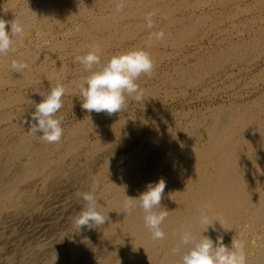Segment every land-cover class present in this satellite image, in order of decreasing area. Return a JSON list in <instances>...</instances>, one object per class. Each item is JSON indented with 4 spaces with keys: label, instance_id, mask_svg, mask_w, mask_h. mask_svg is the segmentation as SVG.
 Here are the masks:
<instances>
[{
    "label": "rangeland",
    "instance_id": "obj_1",
    "mask_svg": "<svg viewBox=\"0 0 264 264\" xmlns=\"http://www.w3.org/2000/svg\"><path fill=\"white\" fill-rule=\"evenodd\" d=\"M93 1L94 2L96 1V2L94 3ZM109 1L110 0H63V1L60 0V6L63 3L66 4L65 5L66 7L64 6V4L62 5L63 7H65L64 9L66 11L64 9H62L63 8L62 6H61L62 8L59 6L61 9L59 7L58 8L56 7L54 9V11H51V9H49L50 6L47 5V0H0V6H1L0 7V18H3L5 20L10 21L11 18L13 20V17L17 15V17L20 18L21 20L27 19L25 21V23L27 25L28 24H29V26L32 25L31 29L28 28V26L25 27V28H27L26 31H27L28 35H27L26 39L24 40V42L22 44L19 42H17L15 44L16 46L20 45L21 47L17 46V48L15 49L16 52L14 51V52L7 54L6 56H4L3 59H2V57H0L1 66L4 65L1 68V69H3V71L0 69V72H2L0 75V86H1L0 87V101H1V99H2V101H4L5 98L7 100V101L6 100L4 101L5 103L2 101L0 103V104L4 103V106L0 105V122H1L0 130L2 129V127L3 128L5 127L4 129L1 130L2 132L0 131L1 132L0 144H3L7 140H10V139H13V138L19 137V136H21V137H24V136L29 137L30 136L29 137L30 142L33 145L35 144V146L37 144L42 145L44 143L39 139L38 135L37 136H33V135L31 136L28 132L29 127H30V122H32L31 114H32V112L35 111V107H34L33 102H35V103L41 102L42 96L39 93L47 92L48 90H50L51 87L55 86L57 80H60L65 85L67 91H69V92L66 91V94L62 97L63 107L57 113L58 117H60V116L63 117L62 128L64 130L65 136H66L68 130L70 128H72L73 126H75L76 124L83 123L85 125L87 123L86 126H84V130H86L85 128H87V130L86 131L82 130L81 132H79L80 134L77 133L78 136L76 135L74 137V139H76L75 141H77L78 144L80 145V146L78 145L79 147L76 150H73L70 153H66L64 150V147H60L57 150L56 149L51 150L52 152H51L50 157L51 158L53 157L52 160L54 159L53 161L51 160L52 162H55V160L57 159L56 156H58L60 153H62L64 151L62 153L63 154L62 158L64 157V160L61 158L62 159L61 163H64L65 165L63 167V170L56 177H53V178L48 177L50 175V171L53 168L52 167L53 165H51L49 168H47L45 170V172H42L39 175V178L36 180L37 184L35 183V185L30 187V188L26 187L24 184V186L26 187L25 191H26L27 195L33 196L35 198V199H33L34 204H32V206H30L31 208L29 207L25 213L26 214L25 218L29 221H27L25 219L26 222L25 221L19 222L20 225H18V223L16 225H13V226L11 225L13 228L10 226L11 228L9 227L7 229V231L4 232L5 234L3 233L0 236V263L2 262L1 264H5V263L10 264V262L12 264H43V262L48 257L50 252H55L56 254H59L61 256L60 258H62V260L63 259L65 260V258L68 256V253H67L68 249H65L67 247V246H65L66 244L60 242V240L63 242H66L70 238V235H71L72 229H73V225L75 224V220L78 216V213L82 210L84 203H85L82 199L83 193L89 192L90 190L96 188L95 189V195L97 196L103 190V186H105L106 183H109V178H108L109 173H112L113 171H115V173H113L114 174L113 176H115L116 173L120 169L123 168V164L125 163V161H127L130 157L137 155L140 152H142L140 154H145L146 152H144V151L148 150V154H147L148 156H151V155L153 156V154H155V152L159 153V151L156 149H158L157 144L160 141L168 143V141H170V140L172 141V139H175L176 141L173 142L172 147L173 148L180 147L181 143L183 142L182 139L184 138V136L181 133H179L178 131H174L175 126L181 124L180 126L183 127L186 125L185 127L188 126V129L192 130L193 128L191 127L192 125L190 122L193 119H197L198 117L208 115L209 111L215 110L217 106H218V108H223V109H229V110L230 109L231 110L236 109V110H238L240 108H244V104L246 106L251 105L250 102H253L254 99H257V96L261 97L264 95V93H263L264 92V44H263L264 43V0L263 1L262 0H215V1L214 0L213 1L212 0H210V1L205 0V2H207V1L210 3L212 2L211 4L208 2H207V4H205V2L203 0L201 2V4L203 6H200V7H199V5H201V4H198V3H200V0L199 1L198 0H190V2H189V0H188V2L186 0L185 1L181 0L184 2H181L180 0H157V1L154 0L155 1L154 3H153V0H132L133 1L132 5H131V3H129V2H132L130 0H128L129 2L127 0H116V1L114 0L113 2H112V0L110 2ZM125 1L128 2L129 6L127 3H125ZM196 1H198V2L196 3ZM118 2H119V4H122V3L127 4L126 6L124 4H122L123 9H122V11H119V12L116 10ZM156 2H157V4H156ZM161 2H163V3L165 2L164 4H166V5H164ZM8 3H10V4L15 3V4L12 5V7H9L11 5ZM92 3H93V5H91ZM152 3L156 6L154 7L152 5ZM190 3L192 5L195 4L196 6L195 5L192 6ZM184 4L188 5L187 8H186V5L184 6ZM197 4H198V7H197ZM6 5H8V7ZM175 5H176V7H175ZM5 6L7 9H5ZM179 6H181V7H179ZM189 6H192L194 10L192 9V7H189ZM43 7L45 8V10ZM46 7H48V8L46 9ZM142 7H146V8H142ZM177 7H179L178 8L179 10L174 11V10H177ZM131 8L135 9V10L133 9L134 12L131 11L132 10ZM161 8H162V10H161ZM31 9H33L35 12H32L33 10H31ZM84 9L91 10V12L85 11ZM171 9H173V12L170 11ZM18 10L21 11V13H22L21 15H20V12ZM25 10H27V11H25ZM30 10H31V14H30ZM42 10H43V12L45 11L44 12L45 14L43 12H41ZM47 10H49L50 12ZM57 10H59V11H57ZM212 10H214V11L212 12ZM36 11H39V12H37V14H40V13L41 14L37 16V14H35ZM99 11H101V12H99ZM129 11L132 13H130ZM135 11H136V13H135ZM156 11H158V12H156ZM23 12L26 14H24ZM27 12H29V13H27ZM79 12H80V14H79ZM83 12H88V13L86 14ZM116 12L118 13L119 17H118V15H115ZM120 12H122V13H120ZM18 13L20 16H22V18L19 17ZM82 13H83V16H82ZM90 13H91V15H90ZM129 13H130V15H132L134 13L133 14L134 17L128 15ZM147 13L152 14L151 15V23H152L151 29L148 26H146V25H148V19L146 18V17H148ZM161 13H163V14H161ZM14 14H16V15H14ZM28 14H30V16H28ZM32 14L34 15L33 18H35V19L31 18ZM123 14H126L125 17L123 16ZM193 14H198L199 16L197 15V17H199V18H196V15H193ZM204 14H206V15H204ZM12 15H14V16H12ZM24 15H26V16L23 17ZM97 15L98 16H100V15L104 16L105 15L104 17H106V19H104L102 17L105 20V21L102 20L103 23H101V24L103 26H101L100 23L98 24V25H100L99 29H98L100 32L97 31L96 34L95 33L92 34L91 32L94 30L93 28H94L95 24L92 23V25H91L90 20H91V18H93L94 16L96 17ZM113 15L116 16V18H114ZM157 15H159V16H157ZM175 15L177 16V18H175L176 17ZM185 15H186V17H185ZM202 15H204V17ZM27 16L29 17V20H28ZM107 16H109V17L107 18ZM111 16H113V18ZM121 16H123V17H121ZM173 16H174V20L177 19L178 21L176 20V23H172V25H171L170 23L172 21L175 22L174 20H172ZM190 16H192V17H190ZM42 17L43 18L46 17L47 20L43 19ZM117 17L121 20H119V21L116 20V19H118ZM184 17H185V19L183 22V20L181 21V18H184ZM200 18H202L203 20H201ZM199 19H200V21H198ZM33 20L35 22H33ZM196 20L198 23L196 22ZM169 21H171V22H169ZM38 22H40V24ZM193 22L196 25H193L194 24ZM201 22H203V23H201ZM104 23L108 26H106V25L104 26ZM134 23H136V24H134ZM186 23L188 26L185 25ZM112 24H113V26H112ZM137 24H138V26H137ZM142 24H143V27H142ZM174 24H178V25H174ZM190 24H192L193 28L189 27ZM90 25H91V27H89ZM197 25H198V27H197ZM6 27L10 29V26L8 27V25H7ZM82 27L89 30L88 35H86L85 33L84 34L82 33V30H83ZM87 27H89V28H87ZM183 27H184V30L187 28L188 29L190 28V31L188 29L186 31L182 30ZM29 29H30V31H29ZM153 29L157 33H160L162 31L164 34L166 33V35H168V38H166L167 36L164 35L163 38H166V39L162 40L163 44L160 42V43H158V45L155 46V43L157 44V42H159V40L157 41V39L153 38L154 36H152V34L153 33L156 34V32ZM166 29L168 31H166ZM179 29L182 30L183 33H186V34L182 33L183 36L186 37L185 38L186 40H183L181 38L182 34L178 35L179 34L178 32H181ZM193 29L198 31V32L196 33V31H193ZM125 30H126V32H124ZM151 30H153V31L151 32ZM176 30H178V32H176ZM76 31H77V33H76ZM78 31H79V33H78ZM187 31L190 33L187 34ZM51 32H53V33H51ZM128 32H130L131 34ZM132 32H133V34H132ZM191 33L193 35L195 34L194 35L195 37ZM109 34H111V35H109ZM189 34H191V35H189ZM79 35H80V37H79ZM127 36H129V39H126ZM257 36H258V39H257ZM262 36H263V38H262ZM39 37H40V39H39ZM146 37H148V38H146ZM150 37H152V38L150 39ZM187 37H190V38H187ZM107 38H109V39H107ZM249 38H251V39L249 40ZM252 38H254L255 41L252 40ZM145 39H147V40L145 41ZM242 39H244L245 43L247 42L246 44H254V42L255 43L257 42L256 45L259 46L260 48L257 47L256 49L250 50L251 53L249 51L247 53L245 52L246 55H244V56L247 57V59L244 57L243 61H232L233 64L231 63V61H230V63H228L229 61L223 62L224 66L221 63L220 66H218V68L220 67V69L216 68V70H214V71L210 70V69H209V71L207 69L206 70L207 72L205 70H199L200 72L202 71L201 74L203 73L202 74L203 76L202 75L198 76L195 72V74L192 75L193 77H191V78L194 79V76L195 77L198 76V78H195L194 80L191 79L194 81L193 84L190 83L191 81L190 82L188 81V78L187 79L185 78L186 80L179 81V80L183 79V77L178 78L179 76H182V75H179L180 69L183 70L187 66L188 67L190 66L189 68H192V67L195 68L194 65L200 59H202L208 66L210 64V62L212 63L214 61V59H208L209 58V56H207L208 53L210 54V57H212L211 54L214 52V51L211 52L212 50L218 49L219 47H226V46L232 44L231 42H233V44H237V42L239 41L238 43L242 44V42H243ZM37 40L39 43L37 42ZM40 40H41V43H42V41L44 43L40 44ZM65 40L67 42L69 40L70 41L67 44V42ZM126 40H128V41H126ZM150 40L152 43L149 42ZM220 40H222V41H220ZM89 42H91V43L95 42L97 44H103L104 43L105 46L99 45L100 47H102V48H100L101 49L100 55H101L102 62H106L113 55L118 54L119 52H121V53H122V51L128 52L130 50L139 49V48L143 49V50L145 49V51H147V52L149 51L150 56L157 54V55L151 57L154 64H155V69L153 71L154 73H152L151 77H148L146 75L143 76V74H142V76H140L139 79L136 81V83L140 86V88H142L144 90V96H143V100L141 102L138 103L134 99L129 98L128 102H127V107L125 109H123L122 111H120L118 113H113L111 115H109L105 112H100V113H97L95 111L88 112L87 110L83 109V107H82V103H83L82 99L83 98L80 95V90H79V87L77 86V84L80 80L83 79V77L85 78L87 75H89V73L83 69V66L81 64H80L81 65L80 66L78 62H77V64L74 63V60H72V59H74L77 55L80 56V54L81 55L86 54V51L88 52L89 48L85 47V45L88 46ZM142 42H144V43L142 44ZM218 42H220V43H218ZM225 42H227V43H225ZM259 42H261V43H259ZM107 43H109V45ZM153 43H154V45H153ZM53 44L54 45L57 44V46L60 44L59 47H61V45H63L62 46L63 48L62 47L59 48L55 45L56 48L53 49L54 48ZM160 44H162V45H160ZM64 45H66V46H64ZM16 46H14V47H16ZM51 46H52V49H50ZM82 46L85 50L82 49ZM75 47H77V49H79L76 52H75ZM80 47L82 50H80ZM130 47H131V49H130ZM204 47H205V49H203ZM33 48H35V49L33 50ZM42 48L43 49L45 48V49L43 50ZM86 48H87V50H86ZM200 48L203 50H201ZM211 48H214V49H211ZM41 49L43 50V52L41 51ZM46 49H48V50L46 51ZM157 49L161 52H159ZM259 49H262L263 52ZM20 50H22L24 52H22ZM27 50H29V51H27ZM19 51L22 52L23 55L19 54L20 53ZM30 51H31V53H30ZM254 52L256 53V55L254 54ZM13 53H14V55H13ZM15 53H17L18 56L22 55L23 57L19 56V59L22 58L21 62L25 61L27 63V65H29L25 71L30 76H28V75H27V77H26V75L24 76L23 72L20 74L15 73L10 68V64H9L10 59L13 60V59L17 58L16 60L20 61V60H18V56H15L16 55ZM75 53H76V55L74 56ZM163 53H164V56H163ZM260 53H261L262 57H261ZM26 54H28V55H26ZM35 54L38 56L35 57L34 56ZM66 54H69V56H67ZM191 54H194V55H191ZM10 55H12V58L10 57ZM61 55H62V58L61 57L59 58V56H61ZM160 55L163 56L162 57L163 59L160 57ZM204 55L208 58H206ZM31 56H33V57H31ZM156 56L157 57L159 56L158 57L159 59ZM167 56H168V58H167ZM202 56H203V58H202ZM7 57L9 58V60ZM6 58H7V62H5V64H4L3 60H5ZM184 58H186V59H184ZM187 58H188V60H187ZM212 58H214V56ZM28 59H30V60H28ZM38 59H40L41 61ZM208 60L209 61L212 60V61L209 62ZM45 61H46V64H45ZM42 62H43V64H42ZM247 62H248V64H247ZM6 63H8V64H6ZM35 63H37L38 65ZM235 63H237V65ZM244 63H246V64H244ZM30 64H32V65H30ZM49 64L51 66H49ZM189 64H192V66ZM44 65H45V68L43 67ZM233 65L235 66V68ZM56 66H57V68H55ZM181 66H183V67H181ZM221 66H223V67H221ZM40 68H41V70H40ZM52 68L54 70H52ZM62 69H63V72H62ZM64 69H66V70H64ZM49 70H50V72H49ZM51 70L53 71V73L55 72V74H53ZM174 70H176V71H174ZM192 70H193V68H192ZM199 71H197L198 74L200 73ZM170 72H172V73H170ZM176 72L178 75L175 74ZM204 72H205V75H204ZM208 72H210V73H208ZM48 73H52V74H48ZM18 74H19V76H18ZM3 75H5V76H3ZM154 75H156V76H154ZM225 75H229V76L225 77ZM257 75H260V76H257ZM2 76L6 77L4 79L11 78L9 80L10 81L12 80L13 82L17 81V79L19 80L21 77L22 78L20 79L21 80L20 83L15 82L16 85H15V83L13 85H11L12 82H11V84L9 82V85H8L4 82V79ZM9 76H11V77H9ZM13 76L16 78L12 79ZM17 76H18V78H17ZM23 76H24V78L26 77V79L27 78L28 79L27 80L24 79ZM176 77H177L178 81H176L177 80ZM223 77H225V78H223ZM170 78H172V79H170ZM206 78H207V80H206ZM22 79L26 80V81H22ZM30 80L34 81V82H31ZM171 80L172 81L175 80L173 82H176L178 84L173 83ZM1 82H4V83H1ZM73 83H75L76 85H74ZM186 83L188 84V86H186L187 85ZM167 84L168 85L170 84V85L167 87ZM173 84L176 86L175 87L171 86ZM196 84L198 85L197 87H196ZM222 86H224V87H222ZM18 87H20V88H18ZM171 88H173V89H171ZM36 89H37V91H36ZM209 89H210V91H209ZM183 90H185L184 93H183ZM6 92H8V93H6ZM14 93L16 95H19L20 97L15 96ZM30 94H32V95H30ZM8 96L13 97V98H10V99H13L12 100L13 102L8 101V100H10V99H7ZM255 96H256V98H255ZM14 99H17V100L19 99V100L16 103V100L14 101ZM21 99H25L24 103H23V100L21 101ZM7 102H9L8 104H11V103L12 104L8 105ZM240 105H242V106H240ZM207 106H210V107H207ZM212 106H214V107H212ZM17 109H19V110H17ZM14 111L18 114H16ZM6 112L11 115V118L9 115L8 116L6 115V118H5V114H7ZM202 113H203V115H202ZM1 115L3 117H1ZM170 115H172V116H170ZM8 120H10L11 122ZM2 123H3V125H2ZM12 126H13V128L11 129ZM89 126L91 128L90 130H88ZM5 129L7 131L6 135H4L6 132ZM171 131H173L174 133L172 132L173 133L172 135L170 133L168 134V132H171ZM166 132H167V134H166ZM161 133L163 135L166 134L167 136L166 135L163 136ZM18 134H19V136H18ZM179 134H180V136H179ZM111 135H113V136H111ZM177 136L179 137V140H178ZM78 139H80V140H78ZM156 140L159 142L156 143ZM153 142H155V143H153ZM146 147H149V148H146ZM101 148H103V149H101ZM161 148H163V147H160L159 149H161ZM64 154H66V155H64ZM78 154H79V157H78ZM70 155H71V157H70ZM72 160H76L75 161L76 164ZM70 163L71 164L74 163V165L72 164V165L68 166ZM66 165H67V167H66ZM80 171H82V172H80ZM44 173H45V175H47V178H48V179L46 178V180L43 179ZM55 179H56V181H55ZM57 179H58V181H57ZM57 182H58V184H56ZM59 183H61V184H59ZM51 184H52V186H51ZM49 187H50V189H48ZM57 188H59V189H57ZM44 194L47 196L44 197L45 196ZM29 209H30V211H29ZM41 215H42V217H41ZM2 236L3 237L5 236L4 239ZM8 237H9V239H8ZM7 242H9V243H7ZM57 242L59 243L60 246L58 245ZM43 243H44L45 247L43 246ZM25 247H27V248H25ZM40 247H41V249H40ZM36 249L39 251H37ZM22 251H24V252H22ZM21 252L25 254L26 258L24 255L21 256ZM32 253H33V255H31ZM40 253L42 255H40ZM103 254H104V252L101 255H103ZM17 257L20 260L16 259ZM42 257H43V259H42ZM98 261H99L98 262L99 264L102 263L100 260H98ZM104 261H105V258H103V263L105 264Z\"/></svg>",
    "mask_w": 264,
    "mask_h": 264
},
{
    "label": "bare ground",
    "instance_id": "obj_2",
    "mask_svg": "<svg viewBox=\"0 0 264 264\" xmlns=\"http://www.w3.org/2000/svg\"><path fill=\"white\" fill-rule=\"evenodd\" d=\"M113 1L114 0H112V2ZM130 1H132V0H130ZM155 1H157V0H155ZM155 1L153 0V3ZM184 1H181V2H184ZM186 1L188 2V0H186ZM198 1H196V3ZM202 1L203 0H200V3H198V4H201ZM128 2L125 1V3H127V4H128ZM189 2H190V0H189ZM204 2H205V0H204ZM207 2H205V4H207ZM129 3H131V5H132L133 1L129 2ZM153 3H152V5L155 7L156 5H154ZM161 3H163V2H161ZM208 3H210V2H208ZM8 4H10V3H8ZM14 4H10L11 6H9V7H12V5H14ZM122 4H124V3H122ZM127 4H124V5L126 6ZM156 4H157V2H156ZM186 4H184V6ZM198 4H197V7H198ZM47 5L50 6L49 9H51V11H54V9L56 7L58 8L60 6V0L59 1L58 0H47ZM65 5L66 4H64V6ZM91 5H93V3ZM164 5H166V4H164ZM194 5H192V6H194ZM6 6L8 7V5H6ZM6 6H5V9H7ZM128 6H129V4H128ZM181 6H179V7H181ZM187 6L188 5H186V8H187ZM192 6H189V7H192ZM200 6H203V5L201 4V5H199V7ZM65 7H63L62 9H64ZM175 7H176V5H175ZM179 7H177V10H174V11H178ZM47 8L48 7H46V9ZM142 8H146V7H142ZM133 9L131 11L134 12L135 9L134 10ZM192 9H193V7H192ZM31 10H33V9H31ZM31 10H30V14H31ZM44 10H45V8H44ZM84 10L91 12V10H86V9H84ZM161 10H162V8H161ZM25 11H27V10H25ZM47 11H49V10H47ZM57 11H59V10H57ZM170 11L173 12V9H171ZM213 11L214 10H212V12ZM19 12H20V15H21L22 14L21 11H19ZM32 12H35V11L33 10ZM37 12H39V11H36L35 14H37ZM41 12H43V10ZM99 12H101V11H99ZM156 12H158V11H156ZM27 13H29V12H27ZM83 13L87 14L88 12H83ZM83 13H82V16H83ZM116 13H115V15H118V13L117 14ZM120 13H122V12H120ZM130 13H132V12H130ZM130 13L128 15H130ZM135 13H136V11H135ZM16 14H14V15H16ZM24 14H26V13H24ZM30 14H28V16H30ZM33 14L31 16V18L35 19V18H33L34 17ZM40 14H37V16L40 15ZM79 14H80V12H79ZM133 14L130 15V16H133ZM161 14H163V13H161ZM14 15H12V16H14ZM18 15H19V13H18ZM20 15H19V17L22 18V16H20ZM90 15H91V13H90ZM125 15L126 14H123L124 17H125ZM193 15H196V18H199V17H197L198 14H193ZM204 15H206V14H204ZM204 15H202V16L204 17ZM25 16L26 15H24L23 17H25ZM104 16H101V15L98 16L97 15L96 17L94 16L93 18H91L90 24L92 25V23H93V24L96 25V26L94 25V28H93L94 30L91 32L92 34L93 33L96 34L97 31L100 32L98 29H99L100 25L103 26L101 23H103L102 20L106 19V17H104ZM113 16H111V17L113 18ZM123 16H121V17H123ZM157 16H159V15H157ZM14 17H17V15L14 16ZM14 17H13V20H14ZM108 17L109 16H107V18ZM118 17H119V15H118ZM185 17H186V15H185ZM185 17L181 18V21L183 20V22H184ZM190 17H192V16H190ZM114 18H116V16H114ZM175 18H177V16ZM43 19L47 20L46 17L43 18ZM200 19L203 20L202 18H200ZM200 19L198 21H200ZM11 20H12V18H11ZM26 20H24V19L22 20L24 22V24H25V27L28 26V28L31 29L32 25L31 24H30L31 26H29V24L27 25L25 23ZM28 20H29V17H28ZM116 20L119 21L121 19L118 18ZM172 20H174V16L172 17ZM176 20L177 19L174 20L175 22H173V21L172 22L169 21V22H171L170 24L172 25V23H176ZM33 22H35V21L33 20ZM95 22L96 23L98 22V23L96 24ZM196 22H197V20H196ZM38 23L40 24V22H38ZM99 23H100V25H98ZM201 23H203V22H201ZM134 24H136V23H134ZM91 25L89 27H91ZM105 25L106 24L104 23V26ZM174 25H178V24H174ZM185 25L188 26L187 23ZM193 25H196V24L194 23ZM9 26L10 25H8V27ZM106 26H108V25H106ZM112 26H113V24H112ZM137 26H138V24H137ZM89 27H87V28H89ZM142 27H143V24H142ZM184 27H183L182 30H184ZM189 27L193 28L192 24H190ZM197 27H198V25H197ZM30 29H29V31H30ZM187 29H185L184 31H186ZM86 30H87L86 28H83L82 33L83 34L85 33L86 35H88V33H89L88 31L89 30H87V31ZM153 30H151V32ZM182 30H180L181 32H178V30H176V32L179 33L178 35L183 33ZM188 30L190 31V28ZM166 31H168V30L166 29ZM193 31H196V30L193 29ZM124 32H126V30ZM197 32L198 31H196V33ZM51 33H53V32H51ZM76 33H77V31H76ZM78 33H79V31H78ZM128 33H130V32H128ZM188 33H190V32L187 31V34ZM132 34H133V32H132ZM153 34H152V36H153ZM183 34H186V33H183ZM183 34H182L181 38L183 40H186L185 39L186 37H184ZM191 34H189V35H191ZM109 35H111V34H109ZM164 35H166V33ZM166 36H167L166 38H168V35H166ZM79 37H80V35H79ZM146 38H148V37H146ZM166 38H163V39L165 40ZM187 38H190V37H187ZM262 38H263V36H262ZM39 39H40V37H39ZM107 39H109V38H107ZM126 39H129V36H127ZM250 39L251 38H249V40ZM257 39H258V36H257ZM41 40H40V44L44 43L43 41L41 43ZM146 40L147 39H145V41ZM162 40H159V42H157V44L154 42L155 46L158 45V43H160V42L162 43L163 42ZM242 40H243V42L241 41L242 44L238 43L239 41L238 42L236 41L237 44H233V42H231L232 44H230L228 46L225 45L226 47H219L218 49H214L215 47L211 48V49H214V50L211 51V52L214 51L211 54L212 57L214 56V58L210 57L209 53H208L209 55L207 54V56H209V58L205 56L206 54L204 55L208 59H214V61L212 63L210 62L212 60H210V61L208 60L210 62V64L208 63L209 64L208 66L202 59H200L199 61L196 62V64L194 65L195 68L192 67L193 70H192V68H189L190 66L189 67L187 66L188 64L186 65L187 67H185L183 65L185 67L183 70L180 69V72L177 70L179 72V75H182V76H179L178 78L183 77V79L179 80V81H183V80H186L188 78V81L189 82L191 81L190 83L193 84L194 83L193 80L195 78H198V76L203 74V73L201 74L202 71L200 72L199 70H205L206 71L208 69V71H209V69H210V70L214 71V70H216V68H218V66H220L221 63L223 65V62L229 61L228 63H230V61H231V63L233 64L232 61H243V58L245 57L244 55H246L245 52L246 53L248 51L250 52V50H253V49H256L257 47H259V46L256 45L257 42L256 43L254 42L255 41L254 38H252V40H254L253 41L254 44H246L247 42L245 43L244 39H242ZM69 41L68 42L66 41L67 44L69 43ZM126 41H128V40H126ZM220 41H222V40H220ZM37 42H38V40H37ZM149 42L152 43L151 40ZM109 43H107V44L109 45ZM143 43L144 42H142V44ZM154 43H153V45H154ZM218 43H220V42H218ZM225 43H227V42H225ZM259 43H261V42H259ZM89 44H91V42H89ZM162 44H160V45H162ZM55 45L57 46V44H55ZM55 45L53 44V46H54L53 49L56 48ZM99 45L100 46L101 45L105 46L104 43L103 44H99ZM14 46H16V45H14ZM17 46L15 47V49L17 48ZM59 46H60V44L57 47H59ZM62 46L63 45H61V47ZM64 46H66V45H64ZM18 47H21V46L19 45ZM61 47H59V48H61ZM85 47H88V46L85 45ZM100 48H102V47H100ZM34 49L35 48H33V50ZM42 49H41V51L43 52L44 49L43 50ZM50 49H52V46H51ZM82 49H84L83 46H82ZM82 49L80 47V50H82ZM130 49H131V47H130ZM203 49H205V47ZM203 49H201V50H203ZM29 50H27V51H29ZM47 50L48 49H46V51ZM77 50H79V49H77V47H75V52ZM86 50H87V48H86ZM259 50H261L263 52L262 49H259ZM20 51H22V50H20ZM31 51H30V53H31ZM15 52H16V50H15ZM22 52H24V51H22ZM22 52H20L19 54H22ZM123 52L124 51H122V53ZM159 52H161V51H159ZM86 53H87V51H86ZM119 53H121V52H119ZM261 53H260V55H261ZM15 54H16L15 56H18L17 53H15ZM254 54L256 55L255 52H254ZM13 55H14V53H13ZM26 55H28V54H26ZM66 55L69 56V54H66ZM75 55H76V53L74 54V56ZM155 55H157V54H154L151 57H153ZM191 55H194V54H191ZM19 56H18V60L21 61L22 58L19 59ZM34 56L36 57L38 55L35 54ZM163 56H164V53H163ZM163 56L160 55L161 58ZM10 57L12 58V55H10ZM31 57H33V56H31ZM60 57L62 58V55L59 56V58ZM261 57H262V55H261ZM3 58L4 57H2V59ZM7 58L5 60H3L4 62L2 61L4 64H5V62H7ZM167 58H168V56H167ZM202 58H203V56H202ZM245 58L247 59V57H245ZM16 59L17 58H15V60ZM30 59H28V60H30ZM184 59H186V58H184ZM8 60H9V58H8ZM38 60H40V59H38ZM72 60H74V59H72ZM187 60H188V58H187ZM10 61H11V59H10ZM10 61H9V64H10ZM6 64H8V63H6ZM35 64H37V63H35ZM42 64H43V62H42ZM45 64H46V61H45ZM235 64L237 65V63H235ZM244 64H246V63H244ZM247 64H248V62H247ZM30 65H32V64H30ZM189 65L192 66V64H189ZM3 66H1V61H0V69ZM49 66H51V65L49 64ZM183 66H181V67H183ZM223 66H221V67H223ZM43 67L45 68V65ZM55 68H57V66ZM234 68H235V66H234ZM218 69H220V67ZM1 70L3 71V69H1ZM40 70H41V68H40ZM52 70H54V69L52 68ZM64 70H66V69H64ZM174 71H176V70H174ZM197 71H199L200 73L198 74ZM49 72H50V70H49ZM62 72H63V69H62ZM195 72H196V74L198 76H196V77L194 76V79H193L191 77H193L192 75H194ZM1 73L2 72H0V75H1ZM52 73H53V71H52ZM52 73H48V74H52ZM170 73H172V72H170ZM208 73H210V72H208ZM19 74H18V76H19ZM53 74H55V72ZM175 74H177V72ZM5 75H3V76H5ZM23 75L24 76L26 75V77H27V75L30 76L29 74L26 73V71H23ZM204 75H205V72H204ZM14 76L12 77V79L16 78ZM18 76H17V78H18ZM24 76H23V78H24ZM154 76H156V75H154ZM226 76H229V75H225V77ZM257 76H260V75H257ZM9 77H11V76H9ZM26 77L24 79H26ZM225 77H223V78H225ZM4 78H6V77H3V79ZM9 79H11V78H9ZM9 79H4V82L6 84H8V85H9V82H10V84L12 82L11 85H13L15 82L16 83L17 82L20 83V81H21L20 79L19 80L17 79V81L13 82L12 80L10 81ZM170 79H172V78H170ZM176 79H177V77H176ZM191 79H193V80H191ZM26 80L22 79V81H26ZM206 80H207V78H206ZM173 81H175V80H173ZM176 81H178V79ZM4 82H1V83H4ZM31 82H34V81H31ZM16 83H15V85H16ZM173 83H176V82H173ZM73 84L76 85L75 83H73ZM176 84H178V83H176ZM169 85L167 84V87ZM171 86L175 87L176 85L173 84ZM186 86H188V84ZM197 86L198 85L196 84V87ZM222 87H224V86H222ZM18 88H20V87H18ZM171 89H173V88H171ZM210 89H209V91H210ZM36 91H37V89H36ZM67 92H69V91H67ZM184 92H185V90H183V93ZM6 93H8V92H6ZM30 95H32V94H30ZM15 96L20 97L19 95H16V94H15ZM258 97L259 96H257V99H254L253 102H250L251 105H249V106L247 105L246 106L244 104V108H240L238 110H236V109H232V110L231 109L230 110L229 109H223V108H218V106L216 107L215 110H210V111L208 110L209 111L208 115H204L202 117H198L197 119H193L190 122L191 125H192L191 127L193 128V129L191 128L192 130H189L188 126L185 127L186 125L183 126V127L180 126L181 124L175 126V130L174 131H178L179 133H181L184 136V138L182 139L183 142L181 143L180 147H178V148H173L172 147L173 146V142L176 141L175 139H172V141L171 140L168 141V143L167 142H161V141H160L161 142L160 143L159 141H157L159 139L158 138L156 140V143L157 142H159V143L157 144L158 149H156V150H158L159 153L155 152V154H153V156L152 155L151 156L147 155L148 154V150L144 151V152H146L145 154H140L142 152H140L138 154L136 153L137 155H134V156L130 157L127 161H125V163L123 164V168L120 169L116 173L115 176H113L114 175L113 173H115V171H113L112 173H109L108 174L109 183H106L105 186H103V190L96 196L97 200H98V211L102 212L103 214H107L108 213V217H109L108 221H106L104 225L98 226V227H94L92 229H89L87 227H82V228L79 229L76 226V224H74L73 225V229H72V233L70 235V238L66 242H63V241L60 240V242L66 244L65 246H67V247L65 249H68V251H67L68 256L65 258V260L64 259L62 260V258H60L61 256L59 254H56L55 252H50L49 251L50 253H49L48 257L45 259V261L43 262V264H99L98 260H100L102 262L101 264H104L103 263V258H105V261H104L105 264H175V262L178 259V257H175V256L172 255V249L179 242L181 231H182V226H191V227L194 228V230L197 233H200L203 230L204 226L199 224V222H198V212H199L200 207L204 203L209 202V201L212 202L215 211L222 217L223 226L220 225L219 222H216L214 229L210 227L207 232L202 233V234L209 236L214 242L216 241L218 236L222 237L224 244L227 245V246L231 245V241H232L233 238L242 239V240H244L246 242L247 264H264V95L259 97V98ZM10 98H13V97L12 96L11 97L8 96L7 99H10ZM255 98H256V96H255ZM5 100H6V98H5ZM12 100L13 99H10L8 101L9 102L10 101L13 102ZM15 100H16V103H17L19 99L18 100L14 99V101ZM22 100H23V103H24L25 99H21V101ZM1 101H2V99H1ZM1 101H0V103H1ZM4 101H2V102H4ZM9 102H7V104ZM4 103H2L0 105L4 106ZM11 104H8V105H11ZM240 106H242V105H240ZM207 107H210V106H207ZM212 107H214V106H212ZM17 110H19V109H17ZM16 114H18V113H16ZM6 115L7 116L9 115L10 118H11V115L8 114V113L5 114V118H6ZM202 115H203V113H202ZM170 116H172V115H170ZM1 117H3V116L1 115ZM8 121H10V120H8ZM86 124L84 125L83 123H78L75 126H73L72 128H70L68 130L66 136H65V134H63L62 139H61V141L59 143L49 144V143H45L44 142L42 145H38L37 144L35 146V144L33 145L30 142V139H29L30 136L27 137V136L23 135L24 137H21L18 134L19 137H15L13 139L7 140L3 144H0V236L5 231H7V229L11 225L13 226V225H16L17 223H18V225H20L19 222L25 221V219H26L25 218V215H26L25 213H26L27 209L30 206H32V204H34V200L33 199H35L33 196H28L27 195V193L25 191L26 187L30 188V187L34 186L35 183L37 182L36 180L39 178V175L42 172H45V170L47 168H49L51 165H53L52 166L53 168L50 171V175L47 173L49 175L48 177H52V178L56 177L63 170V167H64L65 164L61 163V160L62 159L64 160V157L62 158V156H63L62 153L64 151L62 150L63 152L60 153L58 156H56L57 159L55 160V162H52L54 159L52 160L53 157L52 158L50 157L51 156V152H52L51 150L52 149L53 150L54 149L57 150L60 147H64V150H65L66 153H70L73 150H76L80 145L78 144L77 141H75L76 139H74V137L77 135V133H79L82 130H84V126H86ZM0 125H1V122H0ZM2 125H3V123H2ZM4 128L2 127V129H4ZM12 128H13V126L11 127V129ZM85 129L87 130V128H85ZM90 129L91 128L89 126L88 130H90ZM86 130H84V131H86ZM5 131H6V129H5ZM1 132H0V138H1ZM172 132L173 131L168 132V134L170 133L172 135L174 133V132L173 133ZM6 133H7V131L5 132L4 135H6ZM166 134H167V132H166ZM165 135H163V136H165ZM111 136H113V135H111ZM179 136H180V134H179ZM78 140H80V139H78ZM178 140H179V137H178ZM153 143H155V142H153ZM160 147H163V148L159 149ZM146 148H149V147H146ZM101 149H103V148H101ZM64 155H66V154H64ZM70 157H71V155H70ZM78 157H79V154H78ZM72 161H74V163H75L76 160H72ZM74 163H72V164L74 165ZM72 164L70 163L68 166H70ZM66 167H67V165H66ZM80 172H82V171H80ZM46 178H47V175H45V173H44L43 179L46 180ZM55 181H56V179H55ZM57 181H58V179H57ZM160 181H163L165 183V189H164V192L162 193L161 207L166 209L167 211H169V213H168L167 218L165 219V221L161 225L162 230L165 232V238L163 240L154 241V240H152L148 229L145 227V224H144V213H143L142 209L138 208L131 215H127V214L123 213V206L122 205H123V201L125 199V195H127L129 197H138L141 193H143V192H145L147 190L149 184L155 185V184L159 183ZM24 184H25L26 187L24 186ZM56 184H58V182ZM59 184H61V183H59ZM51 186H52V184H51ZM48 189H50V187ZM57 189H59V188H57ZM46 196L47 195H45L44 197H46ZM29 211H30V209H29ZM41 217H42V215H41ZM27 221H29V220H27ZM4 237H3V239H4ZM8 239H9V237H8ZM7 243H9V242H7ZM58 245H59V243H58ZM43 246H44V243H43ZM25 248H27V247H25ZM40 249H41V247H40ZM37 251H39V250H37ZM22 252H24V251H22ZM22 252H21V256L22 255L25 256V254L22 253ZM103 252H104V254L101 255ZM31 255H33V253ZM40 255H42V254L40 253ZM25 258H26V256H25ZM16 259H19V258L17 257ZM42 259H43V257H42ZM10 264H12V263L10 262Z\"/></svg>",
    "mask_w": 264,
    "mask_h": 264
},
{
    "label": "clouds",
    "instance_id": "obj_3",
    "mask_svg": "<svg viewBox=\"0 0 264 264\" xmlns=\"http://www.w3.org/2000/svg\"><path fill=\"white\" fill-rule=\"evenodd\" d=\"M123 5L117 4V11H122ZM151 13L148 14V27H152ZM10 25V29L6 28ZM28 33L24 22L15 17L8 21L0 18V57L14 52V45L23 43ZM157 40H162L164 33L153 34ZM152 37H150L151 39ZM89 51L74 58V63H79L89 73L77 84L82 96V107L88 112H105L109 115L118 113L127 107L128 99L141 102L144 90L136 83L143 74L151 77L155 64L150 53L143 49H133L128 52L113 55L106 62L101 60L99 44L93 42L88 45ZM10 68L15 73H22L28 68L26 62L11 60ZM66 87L57 80L54 87L47 92L39 93L42 100L35 103V111L32 112L29 134L39 136L42 142L59 143L64 134L62 128L63 117L57 116L63 107L62 97L66 94ZM165 183L160 181L149 184L145 192L138 197L125 195L123 201V213L131 215L136 209H142L144 224L148 229L152 240H163L165 232L161 225L168 216L169 211L161 207L162 193ZM85 202L82 210L75 220L80 229L102 226L108 221V213L98 211V200L95 189L82 194ZM198 222L204 228L197 233L191 226H182L179 242L172 249V255L178 257L175 264H247L246 242L233 238L231 245L227 246L222 237H217L214 242L209 236L203 235L209 228H215L219 222L223 226L222 217L215 211L211 201L204 203L198 212Z\"/></svg>",
    "mask_w": 264,
    "mask_h": 264
}]
</instances>
